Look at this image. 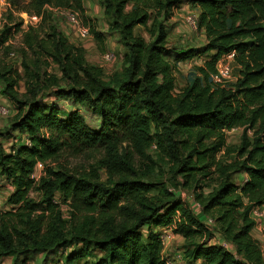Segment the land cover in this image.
Masks as SVG:
<instances>
[{
  "label": "trees",
  "instance_id": "16d2710c",
  "mask_svg": "<svg viewBox=\"0 0 264 264\" xmlns=\"http://www.w3.org/2000/svg\"><path fill=\"white\" fill-rule=\"evenodd\" d=\"M7 1L11 12L39 16L47 6L84 11L83 0ZM103 2L111 31L120 32L126 48L121 72L106 77L54 23L48 31L42 22L24 33L23 64L26 72L36 68L25 92L18 89L20 72L0 61L1 93L17 106L11 126L0 130V177L13 187L7 198L13 209L0 212V264L7 256L72 244L82 249L66 255L68 264L86 258L89 245L103 253L93 264H167L157 227L183 238L186 264H264V246L252 234V210L264 204V0ZM183 3L195 9L206 41L200 48L171 51L167 22ZM138 25L149 41L135 34ZM93 34L102 45L105 35ZM5 41L0 38V48ZM232 52L239 77L231 85L216 83L217 62ZM30 53L38 58L34 64L27 61ZM205 53L210 58L197 67L199 75L177 91L167 55L177 64ZM41 58L61 75L42 72ZM50 86L57 96L88 107L99 125L90 126L79 110L64 115L56 101L46 103L41 91ZM236 128L242 129L241 140L232 146L227 133ZM16 131L26 138L8 151L3 137L14 138ZM94 151L100 152L98 168L106 181L98 168L78 172L60 161L66 153ZM38 163L44 173L36 180ZM156 169L180 177L203 213L196 214L169 187L147 181ZM58 199L69 205V219ZM206 218L213 219L216 232ZM217 236L231 248L214 243Z\"/></svg>",
  "mask_w": 264,
  "mask_h": 264
},
{
  "label": "rangeland",
  "instance_id": "374dc122",
  "mask_svg": "<svg viewBox=\"0 0 264 264\" xmlns=\"http://www.w3.org/2000/svg\"><path fill=\"white\" fill-rule=\"evenodd\" d=\"M84 11L79 13L81 21L90 28V38L85 40H79L78 37H75V34L72 31L70 23L67 21L63 11L47 6L46 12L43 16H38L37 19L30 18L34 13L29 14L25 11L19 12L14 10L11 12L9 3L7 0H0V38H6L3 46L0 48V61L4 62L13 68L17 69L23 78L20 80L18 89L20 93H23L27 89L26 83L28 81H34L35 70L36 68L32 67V70L26 72L24 66V58L22 56V51L27 47L24 41V33L31 26H38L42 22L44 31H48L51 24H55L58 29L67 35L70 41L77 43L83 46L86 49V58L87 60L94 64L99 65L103 68L104 75L106 77L111 76L115 72H121L125 67L124 63V54L126 48L124 47L121 41L120 32L111 31L112 28V19L104 13V2L103 0H83ZM131 7V4L129 5ZM50 11V14L47 11ZM195 12L193 6L188 3H183L179 8L175 9L174 16L170 21L167 22L168 28V47L173 50L175 49H192L200 48L205 44V34L199 28H194L190 25L186 19L190 13ZM28 19V20H27ZM151 25V22H149ZM101 32L105 35V41L102 45L96 40L93 31ZM135 34L142 35L146 38L147 41L150 40V34L144 26L138 25L134 29ZM15 52V57H10V53ZM112 52L114 57L112 59H106L105 54ZM210 55V54H209ZM208 54H201V56H195L194 58L179 62L175 64V61L171 55H167V59L171 61L174 66L175 75H176V89L180 91L186 85H188L197 75L199 71L198 66L203 65L209 57ZM29 63L34 64L35 60L38 58L30 53L27 57ZM223 59V58H221ZM227 59V58H225ZM34 60V62H32ZM231 64V77L229 80L223 84L231 85L239 77L240 67L234 63V60L229 59ZM38 63V62H37ZM42 72L46 71L48 73H54L58 76L61 75L58 67L53 63L47 61L45 58H41L39 62ZM3 84L0 81V98H6L2 93ZM42 97L46 103L55 102L61 107L62 113L64 115L69 114L73 110H79L86 118L88 124L92 127H97L100 123V120L97 115L93 114L92 111L84 106L75 103L71 98L62 96L59 97L55 93V88L53 86L45 87L41 91ZM8 99V98H7ZM9 100V99H8ZM11 102V101H9ZM1 103V101H0ZM12 110L9 116L0 118V130L3 133H6L7 129L11 126L12 117L17 112V106L12 102L10 103ZM19 137H3V143L5 148L9 151L11 147L18 143L21 139H25L26 135L24 133H18ZM242 135V129L236 128L227 133L228 144L232 146H237L240 144ZM23 136H25L23 138ZM28 141V140H26ZM152 153H155L154 148L151 149ZM100 157L99 151L86 152L80 155H70L65 154L61 158V163L65 164L67 167L72 168L78 172H90L93 169L97 170L98 168V158ZM99 169V168H98ZM168 169L162 171L156 169L150 176L147 177V181L159 184V187L166 186L171 189L179 198L186 200L189 204L192 201H196L193 190L188 187L181 185L180 177L172 176L168 173ZM99 174L101 179L106 181V173L104 170L99 169ZM44 173V164L41 163L36 166L34 172V177L36 180ZM244 177V176H243ZM243 177H241L243 179ZM240 177L236 178L237 183H241L243 180ZM245 178V177H244ZM10 183H7L4 178L0 177V212L12 210L13 206L7 203L8 195L12 192L13 187H10ZM11 189V190H10ZM157 189L152 190V193H157ZM209 189H205L207 194ZM31 196L37 201L40 200V195L37 191H32ZM61 203V209L65 219L70 218V208L69 205L58 199ZM258 227L254 228L252 234L255 239H257L261 246H264V217L257 221ZM215 224L211 226L212 230L215 231ZM159 231L161 236L162 234L171 233V238L166 241L164 247L165 255H171L174 252L182 248L183 243L178 238V235L175 234L172 228L168 227H157L154 229ZM143 233L147 234V228H143ZM163 238V237H162ZM89 255L82 260L74 262L73 264H93L98 258L102 256V251L92 245H89ZM82 249V244H72L70 247H63L54 252L45 253V252H29L23 255L16 256H7L2 258V264H68L66 263V255L74 250ZM203 264L202 260H199ZM70 264V263H69ZM183 264H186L183 262Z\"/></svg>",
  "mask_w": 264,
  "mask_h": 264
},
{
  "label": "built area",
  "instance_id": "2783aa9c",
  "mask_svg": "<svg viewBox=\"0 0 264 264\" xmlns=\"http://www.w3.org/2000/svg\"><path fill=\"white\" fill-rule=\"evenodd\" d=\"M59 10L63 11V13L65 14V17H66L67 21L70 23L72 31L75 34V37L77 36L79 40H85V39L90 38V35H91L90 28L81 21L80 15L78 12L73 11L71 9H65V8H60ZM30 18L37 19L38 16L33 15ZM186 21L190 25H192L194 28H198V15H197V13H190L187 16ZM15 54H16L15 52H11L10 57H15ZM105 57H106V59L109 60V59H112L114 57V54L112 52H108L105 54ZM222 58L223 59H220L217 62V65H216L217 70H216V73L213 75V80L216 83H222L223 84L224 82L229 80L231 77V64H230L229 59H232V60L234 59V52H232L228 55H225ZM225 58H227V59H225ZM11 110H12V107L5 105L3 103H0V118L9 116L11 113ZM39 164H41V163H39ZM32 177L35 178L34 174ZM190 205L194 211H199L202 209L201 204L195 200L192 201L190 203ZM252 216L256 222L259 221L261 218H263L264 217V204L261 206H257L255 208H253ZM205 222L210 227L214 224V221L212 218H206ZM164 233L161 236V242L163 244V247H166L165 243H166V241H168L171 238L172 235H171V233H169L167 235ZM222 246L225 248H230L229 247L230 244L228 242H223ZM166 262H167V264H183V262H184L183 250H179V251L174 252L171 255H167L166 256Z\"/></svg>",
  "mask_w": 264,
  "mask_h": 264
},
{
  "label": "crops",
  "instance_id": "0c3cea01",
  "mask_svg": "<svg viewBox=\"0 0 264 264\" xmlns=\"http://www.w3.org/2000/svg\"><path fill=\"white\" fill-rule=\"evenodd\" d=\"M0 101H1V103L5 104V105H8V106H10V107L12 106V105L10 104V103H12V102H9L10 100H8L7 98H3V99L0 98ZM18 133H20V132H19V131H16V132H15V134H17V136H19ZM24 137H25V136H23V138H24ZM243 176L246 177L245 174H244ZM10 187L12 188V186H10ZM10 190H11V189H10ZM11 191H12V190H11ZM9 195H10V194H9ZM9 195H8V196H9ZM194 212H195L196 214H198V215H201V214L203 213V212H202V209L199 210V211H194ZM257 227H258V223L255 225V228H257ZM178 238H179V240L181 241V243H183V241H184L183 238H182L181 236H179V235H178ZM213 242H214V243L217 242V243H219V244L221 243V245H222L223 242H225V241H222L221 238L217 236L216 238H214V241H213ZM229 247L231 248V245H230ZM197 264H201L200 261H197Z\"/></svg>",
  "mask_w": 264,
  "mask_h": 264
}]
</instances>
